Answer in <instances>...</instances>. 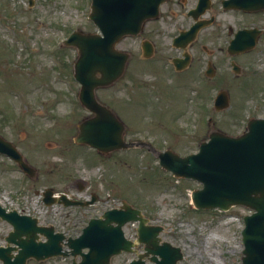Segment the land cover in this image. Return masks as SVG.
<instances>
[{
  "label": "rangeland",
  "instance_id": "obj_1",
  "mask_svg": "<svg viewBox=\"0 0 264 264\" xmlns=\"http://www.w3.org/2000/svg\"><path fill=\"white\" fill-rule=\"evenodd\" d=\"M90 1L0 0V134L38 170L31 179L0 154V203L75 237L89 218L126 201L141 209L148 223L162 226V240L181 248L183 258L177 264H241V229L249 209L195 208L190 193L201 184L164 170L158 153L166 148L180 155L195 152L210 130L237 135L250 117H264V61L258 60L256 73H250L244 60L240 74L228 62L218 63L214 76L205 78V94L199 99L196 81L186 77L178 84L174 75L151 63L136 76V45L130 39L120 42L132 57L119 80L98 89L97 96L125 123L126 140L147 141L101 156L73 141L78 122L88 112L78 101L80 85L73 77L77 51L62 42L74 29L98 31L88 18ZM221 88L228 90L230 106L216 112L213 99ZM77 182L83 183L80 191ZM47 187L80 199L95 193L98 200L88 206L46 205L42 191ZM136 226H124L128 238L135 239ZM9 230L11 225L0 219V245ZM134 257L122 252L111 263L125 264ZM72 258L28 259L26 264H71Z\"/></svg>",
  "mask_w": 264,
  "mask_h": 264
},
{
  "label": "water",
  "instance_id": "obj_2",
  "mask_svg": "<svg viewBox=\"0 0 264 264\" xmlns=\"http://www.w3.org/2000/svg\"><path fill=\"white\" fill-rule=\"evenodd\" d=\"M163 1L92 0L89 18L99 32L74 30L64 40V44L77 51L73 76L80 84L79 100L93 113L79 122L75 143L86 144L104 155L140 143L125 141L124 123L111 109L98 102L95 89L112 84L122 75L129 53L118 50L116 43L126 35L137 34L146 19L156 17ZM232 1L264 5V0H228ZM253 45L254 39L239 38L231 41L229 49H249ZM238 70L234 66V71ZM228 106V92L220 90L214 107L219 111ZM208 137L199 143L197 152L185 156L171 149L160 151L159 164L175 177L195 179L202 184L201 188L191 192L196 208L227 210L233 205H242L252 210L243 217L241 264H264V118H250L246 130L239 135L213 129ZM0 153L12 157L29 176L35 175V168L1 135ZM95 200L96 196L86 201L71 200L65 193L54 196L51 188L43 192L46 204L88 205ZM0 217L13 228L5 237L7 245H0L1 264H25L29 257L42 260L69 254L81 257L78 262L73 259L72 264H111L110 258L115 254L136 252L134 247L138 243H143V252L137 253V258L128 264H177L183 258L180 247L161 241L162 227L147 224L148 219L141 210L126 201L118 208L105 210L97 218H90L75 238L54 232L51 225H38L37 218L19 214L16 210L5 211L0 206ZM129 221H138L136 240L124 235L122 227ZM40 236L45 239H39ZM63 245L70 250L63 249ZM86 248L87 251H83ZM13 250L17 252L12 254Z\"/></svg>",
  "mask_w": 264,
  "mask_h": 264
},
{
  "label": "flooded vegetation",
  "instance_id": "obj_3",
  "mask_svg": "<svg viewBox=\"0 0 264 264\" xmlns=\"http://www.w3.org/2000/svg\"><path fill=\"white\" fill-rule=\"evenodd\" d=\"M255 33L251 49H228L231 40L248 41ZM129 39L137 48L133 63L136 76L137 70L145 71L151 63V67L165 70L168 76L174 75L178 84L186 77L196 81L201 99L205 78L210 73L214 76L220 62H228L231 68L234 62L241 71V63L248 60L246 67L256 73L258 60L264 61V5L228 0H165L157 16L146 19L137 35L120 42ZM190 68L193 71L184 75ZM137 85L146 86V82L137 81Z\"/></svg>",
  "mask_w": 264,
  "mask_h": 264
},
{
  "label": "bare ground",
  "instance_id": "obj_4",
  "mask_svg": "<svg viewBox=\"0 0 264 264\" xmlns=\"http://www.w3.org/2000/svg\"><path fill=\"white\" fill-rule=\"evenodd\" d=\"M212 236L210 235V236H208L207 238H206V240H208V239H210ZM215 259V258H214ZM216 260V259H215Z\"/></svg>",
  "mask_w": 264,
  "mask_h": 264
}]
</instances>
